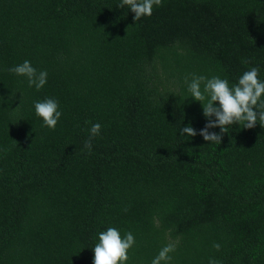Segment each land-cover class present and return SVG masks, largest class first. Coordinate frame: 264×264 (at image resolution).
Returning a JSON list of instances; mask_svg holds the SVG:
<instances>
[{"label": "trees", "instance_id": "obj_1", "mask_svg": "<svg viewBox=\"0 0 264 264\" xmlns=\"http://www.w3.org/2000/svg\"><path fill=\"white\" fill-rule=\"evenodd\" d=\"M120 2L0 0V264H93L109 227L135 238L124 264L169 243L161 264H264V126L207 142L188 90L191 74L264 81V0H162L137 21ZM25 60L39 90L8 71Z\"/></svg>", "mask_w": 264, "mask_h": 264}, {"label": "clouds", "instance_id": "obj_2", "mask_svg": "<svg viewBox=\"0 0 264 264\" xmlns=\"http://www.w3.org/2000/svg\"><path fill=\"white\" fill-rule=\"evenodd\" d=\"M162 0H121L117 5L119 8L127 6L134 13V21L144 16H151L154 6H161ZM9 72L18 76H26L29 86H35L37 90L47 82V72L35 69L31 62L25 60L22 64L8 69ZM191 82L188 83V90L195 101L202 104L203 115L207 119L204 128L199 135L207 142L221 144L227 126L244 122V128L252 129L257 123L264 126V81L259 76V68L251 67L238 79V83L229 86L227 79L213 76L210 79L205 76L191 74ZM186 83L188 77H185ZM203 84V90L201 85ZM206 103H202L204 101ZM218 102V106H217ZM35 113L43 119L44 125L54 129L62 115L58 110V101L54 98H47L34 103ZM215 117V119H213ZM219 128L220 131L211 132L209 129ZM101 125L92 124L89 139L85 141L84 148L92 149V139L99 135ZM194 137L197 131L191 126L180 129V135ZM99 242L93 248V264H124L128 257V250L135 244V238L131 232L122 238L118 229L109 227L106 231L99 233ZM219 250L220 245H213ZM175 251V244L169 243L164 246L155 256L151 264H161L162 261H171L169 253ZM209 264H220L215 259H210Z\"/></svg>", "mask_w": 264, "mask_h": 264}]
</instances>
